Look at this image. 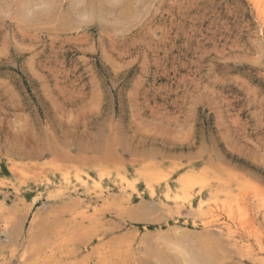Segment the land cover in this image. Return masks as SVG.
<instances>
[{"label": "rangeland", "instance_id": "1", "mask_svg": "<svg viewBox=\"0 0 264 264\" xmlns=\"http://www.w3.org/2000/svg\"><path fill=\"white\" fill-rule=\"evenodd\" d=\"M73 263L264 264V0H0V264Z\"/></svg>", "mask_w": 264, "mask_h": 264}, {"label": "bare ground", "instance_id": "2", "mask_svg": "<svg viewBox=\"0 0 264 264\" xmlns=\"http://www.w3.org/2000/svg\"><path fill=\"white\" fill-rule=\"evenodd\" d=\"M188 186H189V185H188ZM100 192H101V191H100ZM100 192H99V193H100ZM176 198H177V197H176ZM213 222L215 223V221H210L209 223H208V221H207L208 224H213ZM207 223H206V224H207ZM60 252H61V251H60ZM67 259H68V258H67ZM73 264H74V263H73Z\"/></svg>", "mask_w": 264, "mask_h": 264}]
</instances>
